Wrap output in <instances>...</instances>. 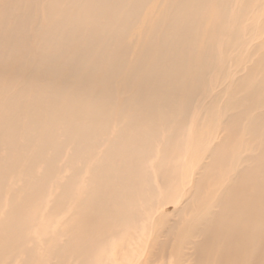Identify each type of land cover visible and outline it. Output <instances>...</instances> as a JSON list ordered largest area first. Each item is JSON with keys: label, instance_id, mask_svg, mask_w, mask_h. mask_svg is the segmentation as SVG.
<instances>
[{"label": "bare ground", "instance_id": "bare-ground-1", "mask_svg": "<svg viewBox=\"0 0 264 264\" xmlns=\"http://www.w3.org/2000/svg\"><path fill=\"white\" fill-rule=\"evenodd\" d=\"M0 264H264V0H0Z\"/></svg>", "mask_w": 264, "mask_h": 264}]
</instances>
